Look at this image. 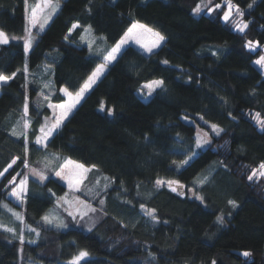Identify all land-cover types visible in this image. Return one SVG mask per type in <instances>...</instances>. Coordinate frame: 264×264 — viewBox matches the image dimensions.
Listing matches in <instances>:
<instances>
[{
  "label": "trees",
  "instance_id": "trees-1",
  "mask_svg": "<svg viewBox=\"0 0 264 264\" xmlns=\"http://www.w3.org/2000/svg\"><path fill=\"white\" fill-rule=\"evenodd\" d=\"M59 1L25 51L28 8L36 0H28L27 8L25 0H0V29L19 38L0 44V73H15L0 89V172L20 157L0 176V217L11 203L9 181L23 173L22 161L59 156L96 165L87 181L100 180V196L88 199L103 218L89 232L43 225L67 187L54 175L30 178L21 208L39 236L20 244L0 228V264H62L81 249L90 257L80 264H264V177L257 171L248 179L264 162V130L254 119L256 113L264 117V73L255 64L262 48L247 47L248 41L264 45V0H232L248 22L243 32L233 20L223 21L226 0H217L223 3L217 14L198 16L193 9L201 0ZM136 21L164 35L162 45L149 54L126 46L47 147H38L35 137L51 115L44 95L57 104L64 100L62 88L75 93ZM74 23L79 27L69 33ZM88 25L106 42L101 58L80 39ZM154 79L164 83L145 99L143 85ZM194 115L223 129L197 153L196 127L184 119ZM26 118L27 153L25 135L12 134ZM188 156V164L179 166ZM205 176L206 183L197 182ZM157 179L183 187L172 191L157 186ZM141 205L156 209L159 222Z\"/></svg>",
  "mask_w": 264,
  "mask_h": 264
},
{
  "label": "snow or ice",
  "instance_id": "snow-or-ice-1",
  "mask_svg": "<svg viewBox=\"0 0 264 264\" xmlns=\"http://www.w3.org/2000/svg\"><path fill=\"white\" fill-rule=\"evenodd\" d=\"M208 4H211V0H208ZM208 4L204 5V8H207L209 12H211L213 9L208 7ZM227 4V11L224 12L223 14V19L225 21H228L229 18L232 16L233 11L236 12V14L241 18L239 22L235 23L236 28L243 32L247 27H248V22L243 21V16L244 12L239 8L238 5L233 6L232 0H226ZM25 5L26 8L28 7V0H25ZM252 5L249 4L248 7L250 8ZM60 4L59 0H36V3L31 6L30 9V15L27 16L28 20V26L25 28V31L27 35L23 37L24 40V49L27 51L32 47L33 41L35 37L32 35V29L39 26L41 30L44 29L45 25L48 23V21L51 19L52 14L56 13V11L59 9ZM216 8H220L221 5L217 4L215 6ZM202 7L200 4H198L194 9L193 12L195 13H200L202 11ZM79 24L74 23L72 27L69 29V33H71L74 29L78 28ZM86 33H90L92 31L91 25H88L87 28L84 30ZM9 36L7 33H5L2 29H0V44H7L9 43ZM13 39H19L17 37H13ZM68 37L65 36V40H67ZM81 40H87L86 36H81ZM166 38L164 35H162L160 32L153 30L152 28L148 27L145 24H141L139 21H136L132 23V25L127 29V31L124 33V35L120 38V40L115 44L114 47H112L109 51H107L106 55H103V61L104 63H101L97 65L94 71L87 77L86 80H84L83 84L79 87V89L75 92L72 93L70 92L67 88L61 89L65 93V95L68 97V99L61 104H49V107L55 109H59L58 114L54 112V122L51 123L49 126L47 123V118H46V123L44 125H41L39 128V135H36L35 137V143L37 145H41L44 147H47V144L49 142V137L52 136V134L60 128V126L63 124L65 119L68 117L69 113L72 112V110L76 107L77 104L80 103V100L84 97L85 93L88 92L94 84H96L97 80L100 78V76L104 73L105 69L107 68V65L111 63L112 61H115L117 58V53L121 51V48L127 44L129 41H135L136 43H139L144 47L148 52H152L154 48L160 47V44L162 41H164ZM89 44V47H91V44L94 41H87ZM258 44V42H257ZM247 47L249 49L255 48L256 44H254L252 41L247 42ZM99 52L100 50L97 49ZM164 63H168V61H164ZM255 63L264 65V56H260ZM15 76V73L12 74V76H7L4 75L3 73H0V82H6L8 80H11ZM162 80H154L149 82L146 87L149 89V94H151V91H154L156 87H159L163 85ZM45 88H48L49 85L45 84ZM46 100L48 97H44ZM101 110L104 109V104L101 103ZM28 106L27 103L24 105V112L27 113ZM109 113L111 114L112 109H108ZM259 124V127L261 129H264V118L261 117L260 113H256L254 117ZM187 119V117H185ZM30 120L25 119L23 121V128L25 129V132H17L15 128L12 130L13 135H25V153H27V138H26V130L30 127ZM212 131L215 132L216 135H219L223 129L220 128L216 124L211 125ZM197 141H196V146L199 148L203 144H208L210 143V139L207 138V134H205V137H200V134L197 133ZM55 156V154H53ZM195 155V153H193ZM192 158V156H188L187 159H184L182 161H179V166H183L188 164L189 160ZM17 160H20V157H15L12 159L11 163L8 164L7 168L4 169L3 172H0V176L4 175V172H7L8 169L12 168L13 165L17 163ZM24 166L26 168L29 167L27 159H24L22 161ZM51 162H48L45 164V168L50 166ZM174 164H176V161H173ZM93 169H96V165H91V166H85V164L73 161L70 158H65L64 162L59 165V170L55 171V175L61 177L62 179L66 180L68 182V186L70 189H76L79 190L80 185L82 184L83 180L86 179L87 173L91 172ZM29 171L34 177H37L39 181H43L47 179V176L45 175V172L37 170L35 168H30ZM257 171L259 176L264 177V162H262L259 165V170H254L252 175L248 177L249 180H252L254 176L257 175ZM19 175V174H18ZM105 180L108 178L105 177ZM208 180V177L205 176L203 179H198L197 182L200 184L206 183ZM15 178H13V181H9V183H14ZM96 185L100 184V180H96ZM155 184L157 186H163L167 184L169 188L172 189V191H176L177 187H183V185L180 184L178 180H164V179H157L155 181ZM175 185V186H174ZM108 185L105 184L103 185L104 189H107ZM89 192L92 191V189H88ZM126 191V189H125ZM28 192V175L25 174L24 178L20 180L19 184H16L10 195L14 196L17 200L23 201L25 195ZM68 194L65 193L64 197H61L57 203L59 204L61 200H63L65 203H68L71 205V201L67 199ZM199 199L203 200V197H199ZM78 200V198H77ZM80 204L85 205V207L90 210L91 212H95L96 208L91 207L90 205H87L85 201H79ZM105 201L103 199L99 200V204L103 205ZM128 203H131V201H128ZM229 204H231L233 207L237 206L236 201H228ZM4 207H7V205H4ZM141 208L145 209V215L151 218L152 221L154 222H159L158 217L156 215V209H148L146 208L145 205H141ZM102 211V209H101ZM70 215L73 216L75 219L76 214H79L81 217L87 216L88 211H83L81 212L79 208H77L76 213H69ZM16 218L18 220H23V217L19 214L16 213ZM46 223L48 224H53L57 228H66L67 224L63 222V220H60L59 217L53 216V215H45L42 218ZM217 221L221 224L224 223V218L223 216H218ZM127 225H125L126 227ZM0 227H4L3 225H0ZM30 227V226H29ZM8 232H14L15 229L13 228H6L5 229ZM32 231L35 232V229H31ZM36 235L39 236V233L36 232ZM20 240L23 241L24 237L23 235H20ZM31 242V241H30ZM243 256L248 257L251 255L250 252L245 251L242 253ZM90 256V253L86 249H81L70 261V264H80V261L83 260L84 258ZM215 264V262H213Z\"/></svg>",
  "mask_w": 264,
  "mask_h": 264
},
{
  "label": "rangeland",
  "instance_id": "rangeland-1",
  "mask_svg": "<svg viewBox=\"0 0 264 264\" xmlns=\"http://www.w3.org/2000/svg\"><path fill=\"white\" fill-rule=\"evenodd\" d=\"M113 1H115V0H113ZM223 3H226V1H224ZM223 3H221L220 1H217V0H211V4H208V0H201L200 2H199V4L201 5V7H202V11L200 12V13H195V12H193L195 15H201V14H203V13H206V14H217L218 13V10H220V9H222V4ZM59 4H60V1H59ZM205 4H208V7H210V8H212L213 10L211 11V12H209L208 10H207V8H204V5ZM217 4H220L221 5V7L220 8H216L215 6L217 5ZM227 5V4H226ZM233 6H234V8H235V5L233 4ZM30 9H31V6L29 5V8H28V15H30ZM223 13H222V19H223V14H224V12L225 11H227L228 9H227V6L225 7V8H223ZM58 11V10H57ZM57 11H56V13H57ZM56 13H54V14H52V17H51V19L48 21V23L45 25V27H44V29L43 30H41L40 28H39V26L37 25V27H35V28H33L32 29V35H33V37H35V39H34V41H33V44L37 41V39H38V34L39 33H42L45 29H46V27L49 25V23L51 22V20L53 19V17H54V15L56 14ZM229 20H233V23H234V26H235V23L236 22H239L240 21V17L236 14V12L235 11H233V14H232V16L229 18ZM223 21H225L224 19H223ZM142 24V23H141ZM27 26H28V20H27ZM236 27V26H235ZM87 28V27H86ZM85 30V29H84ZM26 35H27V33H26ZM25 35V36H26ZM82 35L83 36H86L87 37V40H81L84 44H86L87 46H88V48L90 49V51H91V53L92 54H94V55H97L98 57H100V56H102V54L106 51L105 49H106V42H105V40H104V38L102 37V36H98V35H96L93 31H91L90 33H86L85 31H83V33H82ZM81 35V36H82ZM24 36V37H25ZM14 36H12V37H10L9 36V38L10 39H12ZM9 39V40H10ZM87 41H94L92 44H91V47H89V44H88V42ZM162 43H163V41L161 42V44H160V46L162 45ZM32 44V45H33ZM254 44H256V47L255 48H252L251 50L252 51H256L257 49H259V48H262V53L260 54V56H264V45H260L259 43L257 44V42L256 43H254ZM128 45H133V46H135V47H137L138 49H140L143 53H146V54H149V53H151V52H148L144 47H142V45L141 44H139V43H136L135 41H129L127 44H125L122 48H121V51L119 52V53H117V57H118V55L122 52V50L126 47V46H128ZM115 46V45H114ZM114 46H112V47H114ZM111 47V48H112ZM110 48V49H111ZM97 49H99L100 51L98 52L97 51ZM157 48H154L153 49V51L154 50H156ZM109 51V50H108ZM107 54V53H106ZM259 56V57H260ZM259 57L255 60V61H257L258 59H259ZM101 58V57H100ZM113 62V61H112ZM112 62L111 63H109L108 65H107V68L105 69V71H104V73L100 76V78L105 74V72L107 71V69H108V67H109V65L110 64H112ZM101 63H104V61H103V59H102V61H101ZM101 63H99V64H101ZM98 64V65H99ZM257 66H259L260 67V69H261V71L264 73V65H260V64H257V63H255ZM99 78V79H100ZM98 79V80H99ZM97 80V81H98ZM154 80H161V79H154ZM154 80H151V81H154ZM151 81H148V82H146L144 85H143V88H142V91H141V93H142V95H143V97L145 98V99H148L149 97H151L152 96V94L154 93V91L157 89V88H159V87H156L155 88V90L154 91H151V94H149V89H148V87H146V85L149 83V82H151ZM6 82H8V81H6ZM6 82H0V89H1V86H2V84H4V83H6ZM97 83V82H96ZM95 85V84H94ZM93 85V86H94ZM92 86V87H93ZM62 89H64V88H62ZM92 89V88H91ZM90 89V90H91ZM89 90V91H90ZM88 91V92H89ZM62 92V94H63V96H64V100L62 101V102H60V103H57V104H61V103H64L67 99H68V97L65 95V93L63 92V91H61ZM88 92H86L85 93V95L88 93ZM85 95H84V97H85ZM45 97L46 96H48V94L46 93V95H44ZM41 97H42V94H39L38 95V99H41ZM83 97V98H84ZM82 98V99H83ZM82 99L80 100V102L82 101ZM47 105L49 106V104H55V103H51L50 101H49V98L47 99ZM44 104V103H43ZM79 104H77L76 105V107L78 106ZM75 107V108H76ZM74 108V109H75ZM50 109H51V115H50V117H47V123H48V125L50 126L51 125V123H53L54 122V112L56 113V114H58V112H59V109H53V108H51L50 107ZM74 109L72 110V112L74 111ZM71 112V113H72ZM71 113H69V115H68V117L70 116V114ZM68 117L66 118V119H68ZM185 117H187V119H185ZM184 117V119L187 121V122H189V123H192V124H194L195 125V127H196V141H197V133H199L200 134V137H205V134H207V138H209L210 139V143H208V144H203L201 147H197L196 146V153L199 151V150H202V149H205V148H207L208 146H210L211 144H212V140H213V138L214 137H217V136H219V135H216L215 134V132H213L212 131V128H211V125L213 124V123H210V122H208V121H206V120H204L200 115H194V116H185ZM262 117V116H261ZM262 118H264V117H262ZM27 120H29V118H26ZM66 119H65V121H66ZM255 119V118H254ZM64 121V122H65ZM255 121H256V119H255ZM63 122V123H64ZM257 122V121H256ZM46 123V118H45V120L43 121V124L42 125H44ZM258 124V123H257ZM258 126H259V124H258ZM260 128V127H259ZM15 129H16V131L17 132H25V129L23 128V121L21 122V124H19V125H17L16 127H15ZM261 129V128H260ZM261 130H264V129H261ZM27 131V130H26ZM56 132V131H55ZM54 132V133H55ZM54 133L52 134V136L54 135ZM40 134V133H39ZM51 136V137H52ZM51 137H49V139L51 138ZM38 147H44V146H41V145H37ZM27 159V161H28V165H29V167L28 168H26L25 166L23 167V173H22V175H21V177H14L15 178V181H14V183H10L11 185H10V189H9V194H8V198H9V200L11 201V203L10 202H8V203H6L5 205H7V207H4V210H3V215H2V217H0V225H3L4 227H0L1 229H6V228H13V229H15V231L14 232H10L11 234H13V235H15L16 237H17V239L19 240V243L20 244H22V243H24L25 241H28V242H34L35 240V237L37 236L36 235V230H35V232L34 231H32L31 229H34V228H32L31 226L29 227V225L25 222V219H24V214H23V208H21V206H24L25 205V201H26V195H25V197H24V199H23V201H20V200H17L14 196H12V195H10V193H11V191H12V189H13V187L16 185V184H19V182H20V180H22L23 178H24V175L25 174H27L28 175V182H29V179L30 178H34V179H36V180H38V178L37 177H34L32 174H31V172L29 171V169L30 168H35V169H37V170H40V171H43V172H45V175L47 176V178H49L51 175H54V177L57 179V180H59L60 182H62L66 187H67V191H66V193L68 194V196H67V199L69 200V201H71L72 203H71V205H69L68 203H65L63 200H61L60 201V203L58 204L57 203V201L61 198V197H64L65 196V194L64 195H62V196H60L58 199H57V201H56V204L45 214V215H53V216H56V217H59V219L60 220H63V222L65 223V224H67V227L66 228H63V227H61V228H57V227H55L53 224H48V223H46L43 219H41V223L43 224V225H45V226H47V227H52V228H55V229H60V230H67V229H69V228H79V229H81V230H83V231H87V232H89V231H92L93 229H94V227L99 223V221L103 218V212L97 207V206H95L92 202L93 201H91L90 199H88V196L89 197H91V198H94V197H97V196H100V191H101V186H100V184L99 185H96V180H95V182H88L87 181V178H88V175H89V173H87V176H86V179H84L83 180V182H82V184L80 185V188H79V190H76V189H70L69 188V186H68V182L66 181V180H64V179H62L61 177H59V176H56L55 175V171H58L59 170V167H57L56 169L54 168V166H55V164H58L59 163V165L60 164H62L63 162H64V159L62 160V159H60V157L59 156H55V157H50V158H46V159H41L40 161H30V159H28V158H26ZM74 161V160H73ZM48 162H51L50 163V166L49 167H47V168H45V164L46 163H48ZM54 169H55V171H54ZM258 176H259V174H258ZM46 180V179H45ZM12 181H13V179H12ZM44 181V180H43ZM175 186V185H174ZM88 189H92V191L91 192H89L88 191ZM77 198H78V200H77ZM79 201H85L86 203H87V205H90L91 207H94V208H96V211L95 212H91L90 210H88L86 207H85V205H83V204H80L79 203ZM91 201V202H90ZM77 208H79L80 209V211L81 212H83V211H88V215L87 216H83V217H81L79 214H76V216H75V219L73 218V216L72 215H70L69 213H76V211H77ZM16 213H19L22 217H23V220H18L17 218H16ZM44 215V216H45ZM43 216V217H44ZM42 217V218H43ZM20 235H23V237H24V240L23 241H21L20 240ZM19 256H20V260H21V248L19 249ZM90 256H88V257H86V258H84L83 260H85V259H87V258H89ZM72 259H70V260H67V261H64L62 264H70V261H71ZM83 260H81V261H83ZM80 261V262H81Z\"/></svg>",
  "mask_w": 264,
  "mask_h": 264
}]
</instances>
